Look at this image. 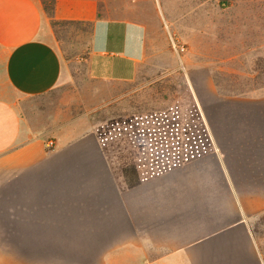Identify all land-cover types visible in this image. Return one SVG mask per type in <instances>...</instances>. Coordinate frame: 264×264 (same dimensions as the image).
<instances>
[{
    "label": "crops",
    "instance_id": "1",
    "mask_svg": "<svg viewBox=\"0 0 264 264\" xmlns=\"http://www.w3.org/2000/svg\"><path fill=\"white\" fill-rule=\"evenodd\" d=\"M52 20L90 24L94 80L131 82L146 58V25L98 0H55L51 17L0 0V264H264V79L223 93L207 66L189 69L204 130L160 127V174L128 187L96 132L29 118L62 75Z\"/></svg>",
    "mask_w": 264,
    "mask_h": 264
},
{
    "label": "rangeland",
    "instance_id": "2",
    "mask_svg": "<svg viewBox=\"0 0 264 264\" xmlns=\"http://www.w3.org/2000/svg\"><path fill=\"white\" fill-rule=\"evenodd\" d=\"M103 16L144 23L146 58L131 82L90 78L85 25L58 26L62 59L56 87L32 101L42 127L96 132L107 148L136 128L182 126L189 119V69L207 66L223 93L264 78V0H98ZM232 91V92H230ZM264 261V216L253 224Z\"/></svg>",
    "mask_w": 264,
    "mask_h": 264
},
{
    "label": "trees",
    "instance_id": "3",
    "mask_svg": "<svg viewBox=\"0 0 264 264\" xmlns=\"http://www.w3.org/2000/svg\"><path fill=\"white\" fill-rule=\"evenodd\" d=\"M54 2L55 0H40L43 11L48 17H51ZM98 16H102V14L100 13ZM51 25L54 29H56L58 26L81 25V23L56 22L52 20ZM84 25L89 29L90 24ZM189 99V119H186L185 123L178 127L199 128L204 130L205 125L202 121L192 93L189 94ZM161 127L176 128L175 126L172 127L168 125ZM139 146L141 147V150H138ZM114 147L116 153H118V155L123 154L127 160L125 163L120 162L119 165L124 181L128 187L138 185L160 174V128H136L132 130L124 139L115 142ZM133 158H137L139 161H131Z\"/></svg>",
    "mask_w": 264,
    "mask_h": 264
},
{
    "label": "built area",
    "instance_id": "4",
    "mask_svg": "<svg viewBox=\"0 0 264 264\" xmlns=\"http://www.w3.org/2000/svg\"><path fill=\"white\" fill-rule=\"evenodd\" d=\"M46 148L49 149V150L54 148L53 140L49 139V140L46 141Z\"/></svg>",
    "mask_w": 264,
    "mask_h": 264
}]
</instances>
